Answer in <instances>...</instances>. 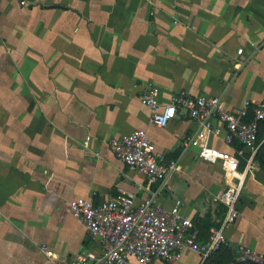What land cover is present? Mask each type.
Returning a JSON list of instances; mask_svg holds the SVG:
<instances>
[{
  "label": "crops",
  "instance_id": "1",
  "mask_svg": "<svg viewBox=\"0 0 264 264\" xmlns=\"http://www.w3.org/2000/svg\"><path fill=\"white\" fill-rule=\"evenodd\" d=\"M149 86L163 103L183 90L218 97L229 112L247 100L264 106V0H0V264H47L41 246L56 264L99 253L69 202L120 201L121 192L134 205L156 194L165 210L180 200L206 241L224 215L215 201L222 171L185 146L192 121L150 124L138 100ZM135 129L178 163L166 184L149 183L110 152L109 140ZM237 209L222 246L234 262L217 264H238L241 248L264 255L257 165Z\"/></svg>",
  "mask_w": 264,
  "mask_h": 264
},
{
  "label": "built area",
  "instance_id": "2",
  "mask_svg": "<svg viewBox=\"0 0 264 264\" xmlns=\"http://www.w3.org/2000/svg\"><path fill=\"white\" fill-rule=\"evenodd\" d=\"M237 53L241 54L242 50ZM138 100L149 108V122L158 129L182 117L195 124L196 131L186 140L185 146L197 150L200 162L220 167L224 187L215 201L224 207L223 218L209 229L206 241L199 242L192 222L181 214L180 200L165 210L157 204L156 194L137 205L124 192L121 194L127 198L106 200L98 205L89 199L75 198L69 202L70 212L98 242L100 251L77 254L74 264H177L184 251L199 256L202 263L225 245V231L238 218L237 206L244 182L256 166L254 157L259 148L257 136L259 123L264 120V106L247 100L236 111L229 112L218 97L194 96L183 90L163 103L154 86L144 89ZM86 141H90V137H86ZM108 143L117 160L149 183L164 185L179 171L176 161L163 160V154L142 129L113 138ZM41 251L47 264L58 262L57 255L47 247L41 246ZM236 262L264 264V255L241 248Z\"/></svg>",
  "mask_w": 264,
  "mask_h": 264
},
{
  "label": "trees",
  "instance_id": "3",
  "mask_svg": "<svg viewBox=\"0 0 264 264\" xmlns=\"http://www.w3.org/2000/svg\"><path fill=\"white\" fill-rule=\"evenodd\" d=\"M257 144H259V148L254 157V162L260 169L264 171V120L259 123ZM226 252L227 250L222 251V247H221V249L209 255L204 260L203 264H217V261H219L222 258L228 261L229 263H233L234 259L231 256H229V254L226 255Z\"/></svg>",
  "mask_w": 264,
  "mask_h": 264
},
{
  "label": "rangeland",
  "instance_id": "4",
  "mask_svg": "<svg viewBox=\"0 0 264 264\" xmlns=\"http://www.w3.org/2000/svg\"><path fill=\"white\" fill-rule=\"evenodd\" d=\"M177 178V177H175ZM179 183L181 184V186H185L186 185V181L182 179L179 180ZM232 226H230L228 229H231ZM228 229H227V232H228ZM226 232V234H227ZM196 256L192 253L191 254H185L182 259H181V262H183V264H196ZM236 261V260H235Z\"/></svg>",
  "mask_w": 264,
  "mask_h": 264
}]
</instances>
